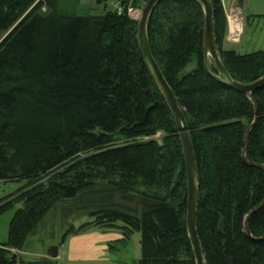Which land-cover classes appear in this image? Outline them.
<instances>
[{"label": "trees", "instance_id": "1", "mask_svg": "<svg viewBox=\"0 0 264 264\" xmlns=\"http://www.w3.org/2000/svg\"><path fill=\"white\" fill-rule=\"evenodd\" d=\"M64 1L0 0V179L21 184L0 197V214L22 203L0 243V264H57L14 258L12 249L22 250L67 200L84 203L91 219L71 224L60 243L122 221L127 238L141 232L139 264H196L177 123L130 14L147 0H117L114 8L99 0L106 9L98 15L72 13L66 5L79 0ZM212 2L218 48L233 78L263 76L264 49L225 48L224 2ZM204 27L200 0H161L149 19L151 50L189 125L207 264H264V87L249 96L212 77ZM210 69L218 72L214 63Z\"/></svg>", "mask_w": 264, "mask_h": 264}, {"label": "rangeland", "instance_id": "2", "mask_svg": "<svg viewBox=\"0 0 264 264\" xmlns=\"http://www.w3.org/2000/svg\"><path fill=\"white\" fill-rule=\"evenodd\" d=\"M75 2L76 0L64 1L65 4ZM62 3L63 1H61V5ZM103 3L99 0H79L73 6L66 5V8L70 9L68 11L79 15H98L102 14L106 9ZM107 3L110 8L117 7L118 5L117 0H108ZM145 4V2H142L141 7L130 9L131 16L134 18L140 17ZM225 46L226 48L236 49L240 53L264 49V18L250 19L249 21L244 20V33L241 37V43H226ZM154 137L161 140L162 132H158ZM19 185L21 184L17 182H5L3 196L14 192ZM114 200L130 207L142 208L134 198L124 200L117 195L114 197ZM99 203L97 199L94 201V206L91 207H95ZM21 206L22 203H16L13 208L0 214V243L8 241L11 219L16 209ZM83 207L84 203H76L73 200L58 203L46 214L36 230L27 237L22 250H20L21 252L12 249L13 253L25 260H33L42 257L40 255H47L52 246L61 245V254L56 258L57 264H139L142 256L141 232L134 231L127 238L121 227L124 225L122 221H118L117 224L119 226L114 229L106 230L95 226L87 230V236H91L90 239L83 240V243L89 247L87 251L75 246L71 242V237H68L62 244H59L62 234L71 224L79 226L81 223L91 219V216L88 214L90 208L86 210ZM97 233L103 234L104 244L108 247L107 250L103 251L104 256H102V246L100 243L95 242V234ZM76 247L78 248L77 254ZM66 250L71 252V260H68L64 256Z\"/></svg>", "mask_w": 264, "mask_h": 264}, {"label": "water", "instance_id": "3", "mask_svg": "<svg viewBox=\"0 0 264 264\" xmlns=\"http://www.w3.org/2000/svg\"><path fill=\"white\" fill-rule=\"evenodd\" d=\"M161 0H147L143 7L140 17L132 18L138 21V36L142 53L147 61V64L151 70V73L160 87L177 123V128L183 147V154L187 172V215L186 222L189 232V238L193 247L196 264H207L206 254L204 252L203 244L198 232V208H199V173L196 162V156L194 152L193 141L187 122L186 114L183 107L180 105L179 100L173 91L171 85L165 78L162 69L156 61L150 45L148 25L149 19L156 5ZM204 12H205V27H204V67L206 71L221 83L234 88L240 92H244L249 96L256 90L264 87V75L251 82H241L233 78L229 70L227 69L223 59L221 57L220 50L218 48L217 37L214 28V4L212 0H200ZM238 5L243 6V0H238ZM210 60L217 67L218 72L214 73L210 69ZM250 130L247 133V140L250 137ZM248 145V144H247ZM246 151V149L244 150ZM257 165L256 163H253ZM259 166V165H258ZM264 168V166H260ZM264 202L258 207H263ZM253 210V213L258 209ZM249 216L246 218L248 222ZM49 256L55 259L59 255V245L52 246L49 251ZM15 258L16 255L14 254Z\"/></svg>", "mask_w": 264, "mask_h": 264}, {"label": "crops", "instance_id": "4", "mask_svg": "<svg viewBox=\"0 0 264 264\" xmlns=\"http://www.w3.org/2000/svg\"><path fill=\"white\" fill-rule=\"evenodd\" d=\"M234 1H236V4L238 5V0H223L224 4H225V9L226 10H229V8L231 7L232 4H234ZM240 7V6H239ZM241 8V11H242V14L244 16V20L247 21V20H256V19H259V18H264V0H243V6L240 7ZM226 43H233V42H230L228 40H225L224 41V47L226 48ZM236 43H241L240 42H236ZM227 49H233V48H229L227 47ZM236 50V49H235ZM212 63V61L210 60V64ZM87 232H85L84 234H79V235H73V236H69L71 237V242L73 244H75V246H77L78 248H82L83 250L87 251L89 250V247L87 246V244L83 243V240H86L87 238L90 239V235L87 236ZM95 242L97 243H100V245L102 246L101 247V251L103 252L104 250H107L108 247L106 244H104V239H103V234H95ZM59 244H62V243H59ZM74 247V246H73ZM76 247V254H77V251H78V248ZM60 248H61V245H59V255L58 257L60 256L61 254V251H60ZM21 252V251H19ZM81 254V252H80ZM42 257H47V258H50L49 256V253L46 255H40ZM64 256L68 259V260H71V252L68 250H66L64 252ZM102 256H104V252L102 253ZM57 257V258H58ZM52 259V258H50ZM56 259V258H55Z\"/></svg>", "mask_w": 264, "mask_h": 264}, {"label": "built area", "instance_id": "5", "mask_svg": "<svg viewBox=\"0 0 264 264\" xmlns=\"http://www.w3.org/2000/svg\"><path fill=\"white\" fill-rule=\"evenodd\" d=\"M118 8L121 10L120 7ZM225 11L228 20L226 40L233 43L240 42L244 33V16L241 8L234 1V4L231 5L229 10L225 9ZM4 183L5 181L0 179V197L4 195Z\"/></svg>", "mask_w": 264, "mask_h": 264}]
</instances>
